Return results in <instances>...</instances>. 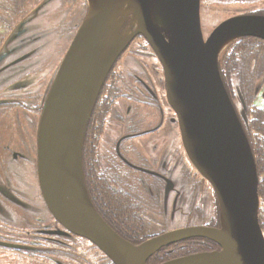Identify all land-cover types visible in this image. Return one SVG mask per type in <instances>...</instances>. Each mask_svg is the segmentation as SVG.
I'll list each match as a JSON object with an SVG mask.
<instances>
[{
    "label": "water",
    "instance_id": "water-1",
    "mask_svg": "<svg viewBox=\"0 0 264 264\" xmlns=\"http://www.w3.org/2000/svg\"><path fill=\"white\" fill-rule=\"evenodd\" d=\"M87 3L86 16L45 91L38 127V176L52 214L68 231L96 245L114 264H148L163 247L192 238L211 240L219 248L159 264H264L257 164L219 67L222 50L229 43L245 36L264 40V15L228 17L205 38L201 0ZM157 12L168 22L166 32L155 21ZM25 32L18 28L12 34L16 39ZM139 34L145 36L163 64L167 99L177 112L187 154L216 189L220 226L172 229L136 245L120 235L92 201L83 149L106 78ZM11 51L0 53V76L28 62L35 50L19 53L4 63ZM171 188L169 185L168 190Z\"/></svg>",
    "mask_w": 264,
    "mask_h": 264
},
{
    "label": "rangeland",
    "instance_id": "rangeland-1",
    "mask_svg": "<svg viewBox=\"0 0 264 264\" xmlns=\"http://www.w3.org/2000/svg\"><path fill=\"white\" fill-rule=\"evenodd\" d=\"M13 1L15 0H0V32L4 35L1 40L9 37L3 23L10 17L9 12L15 10V8H11ZM24 2L25 5L18 10V17L15 20L19 19V21L11 29V34L18 28L25 29L26 32L16 39L14 33L12 34V42H9L5 47V50L12 49V54L4 63H9L19 53L29 52L39 47H41V58L34 68H29L28 62H26L16 68L12 67L11 70L9 69L10 71H6V74H2L0 76V97L3 93L2 90L14 81H19L16 86L27 87H33V84L39 80L41 82L45 80V84L51 81L56 70L53 65H59L75 31H77L73 27V23H77L78 29L88 8L87 0H24ZM247 6L245 0H201V26L205 38H208L213 29L228 17L264 9L259 8L261 4L257 7ZM10 20L14 21V19ZM21 21L26 22L22 27L19 25ZM5 41L2 42V45ZM5 50H1L0 53ZM220 67L241 119L246 126L250 143L254 147L260 146L264 149V134L258 132V130L264 131V43L250 39L234 40L223 48L220 55ZM129 70L137 75L135 76L136 80H138V76L143 78L145 84L153 89L155 93L154 104L161 111L152 109L151 106L134 104L137 110L134 122H136L139 130L126 132H141L153 128L157 125L160 116L164 118V126L160 130L141 135L139 139L133 141L138 145L137 151L131 155V158H134L142 166L148 165L142 162L141 157H139L140 152L143 158L149 160L148 167L155 168L156 171L164 174L162 178H155L144 176L142 173L149 185L157 186L156 182H159V186L162 187L159 201L152 199L157 197L156 192L154 194L150 192V196L144 190L140 192L141 216L145 221L142 232L152 231L148 234H154L197 224L209 225L212 223L217 225L219 220L217 199L214 195L210 200L206 192L203 195L205 187L206 189L208 187L211 192L214 190L210 182L202 177L193 166L184 148L181 153L176 149L177 140L180 136L176 123L177 116L166 102L165 80L161 65L149 42L142 36L132 40L110 72L112 80L115 78L118 86V94H114L112 99L114 103L110 104L108 99L105 100L107 105L104 103L100 105L99 101L97 103L93 117L100 110V107L101 109L104 108L97 121L96 137L99 147L107 146V140L113 138L115 125L111 122L115 119V110L120 109L125 113L127 104L132 102L129 99H116L120 91H126L122 86L127 83L129 78L132 84L134 82ZM7 80L11 81L1 87V84ZM112 80L109 81L108 86L114 83ZM45 84L44 89L47 90L48 86L45 88ZM20 90L18 88L17 91ZM40 93L41 91L36 92L38 97ZM16 94L14 96L16 99L12 101L22 102L24 100L27 102L28 97L36 101L34 99L36 94L28 96V92L24 91L20 94V99ZM148 94L150 95V93ZM5 102L8 101L5 100ZM18 106L20 107L14 106L7 110L11 116L10 119L4 117L2 113L0 114V128H3V134L0 137V168L3 160L6 159L7 175L12 181L11 183L4 174L0 173L2 177L0 183L4 188L0 189V231L3 230L2 228L18 231L17 229H24L23 227L27 226L26 223L33 225L41 219L47 224L46 227L53 223V220L48 216L50 214L48 208L37 188L34 169V143L36 128L37 125L39 127L38 123L41 116L40 108L32 109L31 106H22V104ZM4 110L6 109L0 106V112H4ZM127 122L126 119L125 124ZM8 125L12 131L9 130ZM4 143H9L12 148H18L20 143L17 150H21V154L25 156L24 159L21 158L19 162H14L12 153L5 151L2 147ZM154 155H162L167 161L166 167L162 166L160 161L154 165ZM141 180L144 183L145 179ZM170 183L172 189L168 190ZM113 192L120 194L116 190ZM177 199L179 204L176 206ZM133 201L135 200L133 199ZM102 205L111 209L106 202H102ZM158 207L164 215L162 219L159 218L161 222L153 218V211ZM144 209H147L148 212ZM111 212L115 217V213L112 210ZM259 218L264 220V199L262 198ZM112 221H116L117 224L114 223L119 226L118 219ZM57 227L60 226L57 225ZM15 231H9V234H5L7 236L3 237L12 238L15 241L19 240L14 236L16 235L14 234ZM139 236L135 235L134 237L138 238ZM57 243L58 245H54V247L50 246L43 249L51 254V256L46 257L48 260H42L40 257L25 251L16 252L0 249V264H74V262L78 264H114L96 245L86 239L61 237ZM72 251L75 254L70 257L69 253ZM175 253L179 254L177 250L172 251L171 254ZM167 254L168 252H164L156 261L166 259Z\"/></svg>",
    "mask_w": 264,
    "mask_h": 264
},
{
    "label": "flooded vegetation",
    "instance_id": "flooded-vegetation-1",
    "mask_svg": "<svg viewBox=\"0 0 264 264\" xmlns=\"http://www.w3.org/2000/svg\"><path fill=\"white\" fill-rule=\"evenodd\" d=\"M23 1L24 0H15L12 2L11 8H15V10H12L11 12H9L10 17L5 20L6 21L5 23H3L5 28H6V31L8 32L7 36H9V37L5 38L4 40H1L4 35L0 32V40H1L0 46L2 45V42L7 39L3 43L0 51L5 50V47L11 41V37H12L11 29L14 27L15 23L17 21H19V19L18 20H15V19H17V17H18L19 8H22V6L25 5V2L23 3ZM238 1H242V0H238ZM245 2L248 5L247 7H257L261 4V6L259 8H264V0H245ZM250 13H256V14L264 15V9H259V11L250 12ZM241 14H246V13H241ZM10 19H14V21H12ZM21 23H22V21L19 23V25ZM76 24L77 23H75V24L73 23V27L75 28V30H77ZM1 26L4 28V26L2 24H1ZM70 32H71V30H70ZM70 32H69V34H70ZM75 33H76V31H75ZM139 36H142L145 38V36H143L142 34L137 35L135 38H137ZM242 39L256 40V41L264 43L263 39L258 38V37H253V36L241 37L238 40H242ZM128 46L122 52V54L119 56L118 60L123 55V53L127 50ZM150 46L152 47L151 44H150ZM152 50L154 51V54L156 55V57L159 61V64L161 65L163 75H164L163 64H162L161 60L159 59V57H158V55H157V53L153 47H152ZM117 61H116V63H117ZM53 66L56 69L58 64H54ZM219 67H220V61H219ZM132 68H133V66H132ZM38 70H40V69H38ZM220 71H221L222 77L224 79L225 85L227 87L228 93L232 99V102H233V104L237 110V113L240 117V120L243 124V127H244V129L247 133V136L249 138V141H250V137H249V134L246 130V126L241 119L240 113L236 107V104H235L234 99L231 95L229 87H228L226 80L223 76L221 67H220ZM129 73H130V76H132L134 78L133 79L134 82L132 84L131 79L129 78L127 83L123 84V86H122V88L124 87V89H126V91L125 92L120 91L119 95L116 99H129L130 101H132L134 103L131 102V103L127 104L128 106L125 110V113H123L120 109L115 110V112H116L115 117H114L115 119H114V121L111 122L112 124L115 125V127H114L115 129L113 130L114 131L113 132V138L111 140L108 139L107 140L108 145L107 146L103 145L102 148H100L98 145V140H97L96 135H97V121L101 117V113L104 110V108L101 109V107H100V110H98L96 112L93 119L90 118L89 123L92 120V124L90 125V127L87 128V132H86V136H85L84 149H83V167H84V174H85V179H86L88 191H89V194H90L92 201L94 202L96 208L103 215V217L106 218V221H108L110 223V225L114 229H116L120 235H122L124 238L128 239L132 243L139 245L142 242H144L150 238L158 236L161 233L163 234V233L167 232V231L161 232V233L157 232L154 234H148V233H151L152 231L142 232L144 225H145V221L141 216L142 214H141V210H140V205H141L140 192L142 190H144L147 194H149V196H150V192H151V194H154L156 192L157 197L152 198L154 201H159V199L161 197L160 194L162 191V187H160L161 185L159 186V182H156L158 187L154 186V185L151 186V185H149V183L147 182V180L144 176L146 175L149 177L162 178V177H164V174L156 171L155 168L148 167L149 160L145 157L143 158L142 155L140 154V152H139V157H141L142 162L146 163L148 165L142 166L139 163H137L134 160V158H131V155L137 151V145H138V144L136 145L133 141L136 139H139V137H141V135L153 133V132L160 130L161 127L164 126V122H163L164 118H163V116L162 117L160 116L157 125L155 127H153L154 129L150 128V129L143 130L141 132H133V133L132 132H126V131H130V130L131 131L139 130L138 126H136V122H134V119L137 116V110L135 109L136 106L134 104H137V105L143 104L144 106H151L152 109L154 108L156 110L158 109L159 111H161V109L158 108L156 104H154L155 93H154L153 89H151L149 86H147L145 84L143 78L138 76V80H136L135 76H137V75L132 70H129ZM50 79H49V81H50ZM110 80H112V77L109 73V75L106 78V81L102 87V90L98 96V99H97V101L99 100L100 105H101V103L106 104L105 100H107V99H108L107 101L110 104H113L114 103V101H112V99L114 97L113 95L118 94V92H117L118 86L116 85L117 80L114 78V80H112L114 83H111L110 86H108V83ZM164 80H165V75H164ZM123 81H124V79L122 80V83H123ZM18 82L19 81H17V82L14 81L13 83L9 84L8 86H6L2 90L3 93H2V96L0 97V106L5 108L6 110H4V112H0V114L2 113V115L4 117H8L10 119L11 116L9 115L7 110H10L14 106L20 107V106H18L20 104H22V106H31L32 109L40 108V114H41V111L43 110L42 109L43 108V101H44L43 97H44L45 91H46L44 89L45 80L42 82L40 80L37 81L36 83L33 84V87L32 86L31 87L16 86L18 84ZM48 84H49V82L47 84H45V88H46V86H48ZM18 88L21 90L17 91ZM165 88H166L165 98H166V102L169 104L168 99H167L166 81H165ZM24 91L28 92V94H29L28 96H30L31 94H32V96H34L36 94V92H38V91H41V93H40L39 97L36 94V98H34L36 101L31 100L30 97H28L27 102L24 100H22V102L12 101L13 99H16V97H14L16 93H17L16 95L19 96L18 98L20 99V97H21L20 94H22ZM147 92L150 93V95ZM24 97H25V95H24ZM5 100H7L8 102H5ZM169 107L171 108V110H173L175 112V114L177 116L176 117L177 118L176 123L178 125V129L180 132L179 139L177 140L178 145L176 146V149L178 151H180V153H181L183 151V148H184V151H185L186 155L188 156L187 151L185 149V146L183 144L182 134H181L180 126H179L177 112L173 109V107L170 104H169ZM40 114H39V116H40ZM161 114H162V112H161ZM15 116H16V114H15ZM91 117H92V115H91ZM125 118L128 120L127 124H125L126 123ZM263 122H264V120H263ZM88 126H89V124H88ZM8 127H9V130L12 131V128L9 125H8ZM140 127L143 128V126H140ZM2 131H3V128H0V137L3 134ZM37 131H38V125L36 128L35 143H34V169H35V176H36V180H37V188L40 192V195L42 197V200H43L45 206H47V208H48V211L50 213V214H48V216L51 220H53V223L49 224L48 227H46L47 224H45L43 222V219H41L39 222H35L33 225L26 223L27 226L23 227L24 229H21V230L17 229L18 231L9 230L8 228H2L3 230L0 231L1 232L0 233V249L16 251V252L25 251L27 253H30L31 255H35L37 257H40L42 260L43 259L48 260V258H46V257L51 256V254L49 252H45V250H43V249L46 247H50V246L54 247V245L55 246L58 245L57 241H59V239L61 237H64V238H70L71 237L72 239H80L81 238V240L82 239L85 240L86 238L68 231L55 218V216L52 214L48 205L45 202V199H44V196L42 193V189H41V185L39 182V176H38V133H37ZM258 132L264 134V131L258 130ZM20 143H21V141H20ZM20 143H19V147H20ZM22 144H23V141H22ZM250 144L252 146V150H253V153L255 156L257 169H258V175H259L260 189L262 190V194L260 195V209H259V213H260L261 198L264 199V188H262L264 186V149H262L260 146L254 147L252 143H250ZM2 147L5 149V151H7V152L9 151V153H12V156H13L12 159L14 162H19L21 160V158L24 159V157H25L24 155L21 154V150H17L19 147L18 148H12L9 143L8 144L4 143L2 145ZM188 158L191 161L189 156H188ZM5 160L6 159H4L2 162V165L0 168V173L4 174L6 179L10 180V178L7 175V168H6L7 164H6ZM153 160H154V165L158 161L162 162V164H163L162 166H164V167H166V165H167V161L163 158L162 155H158V156L154 155ZM163 160H165V161H163ZM8 161L10 162V159ZM191 163H192V161H191ZM193 166L195 167L194 164H193ZM197 171L202 175V173L199 169H197ZM15 172L17 173L16 170H15ZM142 173L144 174V176H142ZM202 177H204V176L202 175ZM0 178H2L1 174H0ZM141 179H145L144 183ZM205 179H207V178H205ZM10 182L12 183L11 180H10ZM169 185H172V184L170 183ZM169 185H168V187H169ZM104 188H109L113 191L116 190V191L123 193V194L128 196L127 199L133 204L134 213L136 214L137 218H141L143 221V227L142 228H138V229L131 231V230H128L124 227L122 221H121V223H119V226L116 225L117 223L115 221L114 222L116 224L112 221L115 218L113 217L111 209H109L108 207H104L102 205V202H106V203L108 202L107 198H105L103 196ZM212 188H213L214 192L213 191L211 192V190H209L208 187H207V189L205 187V189L203 190V195H204V192H206L208 194V197L210 198V200L215 195V197L217 199L218 209H219V201H218L217 192H216V189L213 185H212ZM0 189H4L1 186V183H0ZM133 199L135 201H133ZM178 202L179 201L177 199L176 206L179 204ZM144 210L146 212H148L147 209H144ZM154 210L155 211H153V218L157 219L159 222H161L159 218L162 219V217L164 216L163 211H161L159 207L155 208ZM262 215H263V213H262ZM260 216H261V214H260ZM151 219H152V217H151ZM260 221H261L260 223L262 225L261 227L264 231V220H263V218H262V220L260 218ZM57 225H59L60 227H57ZM195 226H198V224ZM209 226H220V217H219L217 225L210 223ZM9 231L10 232L15 231L14 234H16V235H14V236L19 240L15 241L12 238L3 237V236H7L5 234H9ZM2 232H4V233H2ZM135 235H140V236L138 238H135L134 237ZM86 240H88V239H86ZM89 242H91V241H89ZM162 251L163 252L164 251L170 252L171 248H169V246H165L162 249H160L158 252H162ZM72 254H75V252H73V251L70 252L69 256L72 257L73 256ZM156 254H157V252L152 257L149 258L148 264H159V263L167 260V259H164V260H160V261L157 260L156 261V259L159 257V256L155 257ZM53 264H56V263H53ZM74 264H78V263L74 262ZM79 264H81V263H79Z\"/></svg>",
    "mask_w": 264,
    "mask_h": 264
},
{
    "label": "trees",
    "instance_id": "trees-1",
    "mask_svg": "<svg viewBox=\"0 0 264 264\" xmlns=\"http://www.w3.org/2000/svg\"><path fill=\"white\" fill-rule=\"evenodd\" d=\"M98 101H97V103H98ZM97 103H96V106H97ZM96 106H95V109H96ZM95 109H94V111H95ZM94 111H93V114H94ZM93 114H92V117H93ZM92 117H91V119H92ZM89 126H90V123H89ZM262 188H264V186ZM259 193H260L259 195L262 194V190L260 189V184H259ZM103 196L105 198H107V200H108L107 203L111 207V210L115 213L114 218L118 219L119 223H121V221H122V223L126 229L133 231L135 229L143 227V221L141 218H137L136 214L134 213L133 204L127 199V197H128L127 195H125L123 193L116 194L113 192V190H111L109 188H104ZM169 248H171L172 251L177 250V252H179V254L175 253L172 255L171 254L172 251H170V252H168V254L166 256V259H170L173 257L186 255V254H190V253H195V252H199V251H208V250L217 249V248H219V245H217L215 242L208 240V239H205V238H192V239L181 241L179 243H174L172 245H169ZM164 252L163 251L157 252L155 257H158V256L164 254Z\"/></svg>",
    "mask_w": 264,
    "mask_h": 264
},
{
    "label": "bare ground",
    "instance_id": "bare-ground-1",
    "mask_svg": "<svg viewBox=\"0 0 264 264\" xmlns=\"http://www.w3.org/2000/svg\"><path fill=\"white\" fill-rule=\"evenodd\" d=\"M155 14H156L155 15L156 23L161 28L162 32H166V27H168V22H167L165 16L160 12H157ZM40 51H41V47L36 48L34 53L29 55V59H28V63H27L29 68H34L36 65H38L39 60L41 58L40 57Z\"/></svg>",
    "mask_w": 264,
    "mask_h": 264
}]
</instances>
